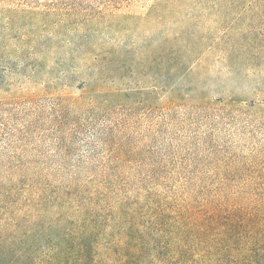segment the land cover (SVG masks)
<instances>
[{
    "label": "rangeland",
    "instance_id": "obj_1",
    "mask_svg": "<svg viewBox=\"0 0 264 264\" xmlns=\"http://www.w3.org/2000/svg\"><path fill=\"white\" fill-rule=\"evenodd\" d=\"M209 208L264 213V0H0V264Z\"/></svg>",
    "mask_w": 264,
    "mask_h": 264
},
{
    "label": "trees",
    "instance_id": "obj_2",
    "mask_svg": "<svg viewBox=\"0 0 264 264\" xmlns=\"http://www.w3.org/2000/svg\"><path fill=\"white\" fill-rule=\"evenodd\" d=\"M193 219L195 237L169 250L167 242L156 232L138 234L113 246L104 257H98L86 244L70 253L66 262L53 264H264V213L252 215L240 211L223 216L219 209L199 210ZM64 253V251H61ZM71 255V256H70ZM196 257V258H195Z\"/></svg>",
    "mask_w": 264,
    "mask_h": 264
}]
</instances>
